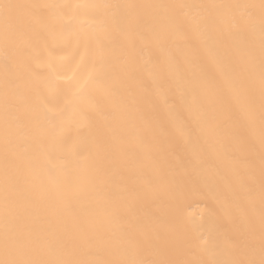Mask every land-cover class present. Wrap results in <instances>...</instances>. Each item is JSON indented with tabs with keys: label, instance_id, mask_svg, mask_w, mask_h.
I'll list each match as a JSON object with an SVG mask.
<instances>
[{
	"label": "bare ground",
	"instance_id": "obj_1",
	"mask_svg": "<svg viewBox=\"0 0 264 264\" xmlns=\"http://www.w3.org/2000/svg\"><path fill=\"white\" fill-rule=\"evenodd\" d=\"M7 2L35 7L7 49L0 36V247L7 93L11 229L67 243L77 264L258 259L262 0ZM210 90L236 116L224 138L192 123Z\"/></svg>",
	"mask_w": 264,
	"mask_h": 264
},
{
	"label": "snow or ice",
	"instance_id": "obj_2",
	"mask_svg": "<svg viewBox=\"0 0 264 264\" xmlns=\"http://www.w3.org/2000/svg\"><path fill=\"white\" fill-rule=\"evenodd\" d=\"M30 5H19L7 2V0H0V36H2L5 48L12 42L18 29L22 26L23 13L22 9H27ZM264 9V0L261 4ZM249 62L254 68V58L249 53ZM228 75V70L223 69ZM9 71L7 63L5 64V72ZM260 80L261 85L264 87V43L261 46L260 52ZM232 90L235 98L239 100L244 93L245 81L243 79L231 81ZM176 85L179 88L180 82L176 81ZM218 93L213 90L209 92V105L205 108L203 105H196L190 107V114L194 128L203 132L205 129L214 137L224 138L230 135L231 124L236 119L229 109L222 108L217 111V99ZM181 103H187V94L182 93L180 96ZM143 103L152 104L151 97L145 95ZM5 126H4V141H5V161H6V177H5V191H4V232L2 247H0V264H77L76 261L64 258L63 254L67 251V243L61 242L55 239H49L48 237H42L39 235H25V233L17 228L11 229L9 225L16 221L18 213H14V209L11 206L10 193L7 183V164L9 162L8 145L11 143L12 131L10 128L8 111H7V93L5 96ZM249 120L252 119V113H247ZM155 119V118H154ZM156 124L159 127H163V121L156 120ZM261 147L264 149V137L261 140ZM262 163V175H264V152L261 155ZM51 171V170H49ZM264 203V202H262ZM81 226V231H83ZM254 231V227H253ZM260 249L259 258H255V252L253 251V258L241 262V264H264V210L261 213L260 222ZM113 264H166V262L160 261H145V260H123L113 262Z\"/></svg>",
	"mask_w": 264,
	"mask_h": 264
}]
</instances>
